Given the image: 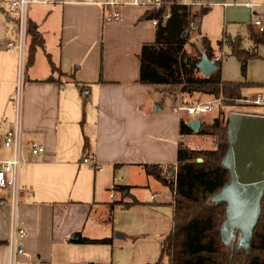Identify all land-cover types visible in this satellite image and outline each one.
Wrapping results in <instances>:
<instances>
[{
	"label": "crops",
	"instance_id": "1",
	"mask_svg": "<svg viewBox=\"0 0 264 264\" xmlns=\"http://www.w3.org/2000/svg\"><path fill=\"white\" fill-rule=\"evenodd\" d=\"M103 1L30 4L25 61L20 68L14 45L16 12L10 0H0V160L12 155L3 138L19 120L16 221L26 231L17 238L16 251L10 257V191L0 188V264L157 261L162 240L172 228V193L151 189L160 181L145 172L144 164L175 167L180 143L206 148L199 143L186 145L179 123L182 118H192L171 111L169 105L164 109L169 96L163 95L160 87L138 81L139 59L133 52H139L143 42L152 41L155 31L150 19L143 18L146 8L125 5L119 21L105 23L102 16L109 7ZM191 1L199 15L198 35L209 39L216 54L223 44L218 46L220 37L212 39L217 35L209 32L212 25L206 20L213 4ZM218 3L223 7L219 26L224 19L231 21L240 9L251 10V19L254 13L264 14V10L255 9L259 1L245 2L250 9L232 2ZM261 4L264 6V0ZM245 24L248 28L251 22ZM29 26L43 38V46L34 50L30 60ZM221 34L220 39L224 34L241 37L224 28ZM8 42L13 45L7 49ZM108 42L121 44L109 58L98 51ZM181 95L169 98L172 102L182 100ZM31 141L43 145L44 150L33 153L28 146ZM83 157H94L100 169L84 163ZM133 199L137 203L123 205Z\"/></svg>",
	"mask_w": 264,
	"mask_h": 264
},
{
	"label": "trees",
	"instance_id": "2",
	"mask_svg": "<svg viewBox=\"0 0 264 264\" xmlns=\"http://www.w3.org/2000/svg\"><path fill=\"white\" fill-rule=\"evenodd\" d=\"M169 11V16L164 18L165 8H160L156 13L154 39L141 44L137 54L140 83L160 87L163 95L169 97L179 94L190 96L194 92L207 94L215 101L216 109L221 114L223 107H233L238 101L247 100L242 93L245 86L264 87V83L222 80V60L214 61L215 52L206 36L201 35L198 43H192L191 50L186 48L188 35L192 31L199 34V18L191 22L190 6L172 4ZM153 15L155 11L146 8L143 18L150 19ZM192 16L199 17L196 12ZM249 26V36L254 45L264 44V29L258 31L251 24ZM28 32L30 60L34 50L43 46V38L35 27L29 26ZM223 42L229 45L231 54L240 62L242 73L246 72L248 61L258 57L255 47L250 50L242 47L240 36L233 38L224 34L218 40V46L221 47ZM202 54L217 64V68L207 76L202 75L196 67ZM191 100L185 99L188 103L199 99ZM232 112L239 111L231 110L230 114ZM261 114L264 115V112ZM228 116H225L223 125L217 117L211 123L201 119L198 133L212 135L213 148H191L180 143L175 167L144 164L145 172L167 186L173 196L172 228L162 240L160 258L147 264H264V193L261 213L247 247L238 246L237 239H232L229 244L223 242L221 226L226 204L210 200L229 181V171L222 164L228 149ZM179 131L181 134L192 132L187 120H180ZM198 157L201 161L197 160ZM133 203L137 201L133 199L123 205Z\"/></svg>",
	"mask_w": 264,
	"mask_h": 264
},
{
	"label": "water",
	"instance_id": "3",
	"mask_svg": "<svg viewBox=\"0 0 264 264\" xmlns=\"http://www.w3.org/2000/svg\"><path fill=\"white\" fill-rule=\"evenodd\" d=\"M196 67L207 76L217 64L202 54ZM187 125L198 132L201 119L192 118ZM227 136L228 149L222 164L229 171V181L210 200L226 204L221 226L223 242L229 244L237 239L238 246L247 247L264 193V115L232 112L227 120Z\"/></svg>",
	"mask_w": 264,
	"mask_h": 264
},
{
	"label": "built area",
	"instance_id": "4",
	"mask_svg": "<svg viewBox=\"0 0 264 264\" xmlns=\"http://www.w3.org/2000/svg\"><path fill=\"white\" fill-rule=\"evenodd\" d=\"M53 0H10V4L12 9L16 12V26H17V40L14 43L15 47L18 50L19 55V67L21 68L24 65L25 61V41L27 37V11L28 6L32 3L37 2H50ZM104 5L109 7L103 13L102 20L105 23H112L119 21L122 17V8L125 5H134V6H143L147 9H153L155 11V15L150 17V22L156 26L157 17L156 13L160 10V8H165V12L163 13V17L166 18L170 14V5L172 4H186L192 5L196 4L191 0H104L102 2ZM194 22V21H193ZM251 25L258 31H262L264 29V14H256L254 13L252 16ZM12 43L8 42L5 44V48H11ZM223 51H219L214 55L215 60H222ZM255 103L260 102V96L257 95ZM215 107L214 100H197L196 102H186L183 100L173 101L170 105L171 111L175 113H185L189 115L191 118H201ZM3 143L5 146H9L12 149V155L7 160H0V188H9V204L11 209V220H10V232H9V252L10 257L14 255L17 247V238L23 237L26 233L25 229L17 224L16 221V213H17V202L20 188L18 187L17 175L18 170L21 164L20 158V124L19 120H16V124L13 129H9L5 132ZM30 150L33 153L42 152L44 150V146L38 144L35 141H31L28 143ZM82 161L84 163H89L96 166V162L94 157L88 158L83 157ZM98 169L100 167L96 166ZM117 178L113 179V183H116ZM154 194L151 195L153 197ZM110 197H113L112 192L110 193Z\"/></svg>",
	"mask_w": 264,
	"mask_h": 264
},
{
	"label": "rangeland",
	"instance_id": "5",
	"mask_svg": "<svg viewBox=\"0 0 264 264\" xmlns=\"http://www.w3.org/2000/svg\"><path fill=\"white\" fill-rule=\"evenodd\" d=\"M221 1H226V2H232L231 5L234 6H240L241 8H249L245 5V2H249V1H259L260 2V6L255 7V9L257 11H262L264 10V6H262L261 2L262 0H208V2H210L211 4H213L212 9H216L217 11V17L216 20L214 22V10L212 13H210V15H208V17H206V20H208V22H211L212 25V29H209V32H212V34L214 33L215 35H217L216 37H212V39H216V38H221L222 34V29L224 28L225 31H227L228 33H233V35H235L236 33H240L241 34V42H242V47L244 49H255L256 53L258 54V57L250 59L247 63V68H246V72L242 73L241 69H240V62L238 61V59L233 56L230 52V47L226 42H223V58L221 61V65H220V72H221V79L222 80H229V81H243V82H250L253 79H262L264 80V44H256L254 45V42L251 40L250 36H249V29L246 27L245 23L251 22V10H247V9H240L234 18H232L231 21H226V19H224V22L221 24V26H219V22L221 20H219V18L221 17V10H223V7L219 5L218 2ZM222 5V4H221ZM191 8V22L194 21L196 22L198 20V18H196L195 16H192L193 14H195V10L192 7V5H189ZM250 9V8H249ZM203 21H205V17H203ZM155 27V26H154ZM221 35V36H218ZM200 38V35H197L196 32L192 31L191 35H188V42L186 44V48L187 50H191V45H193L192 43L197 42ZM219 38V39H220ZM118 43H120V41H118ZM214 43H216V41H214ZM99 46V45H98ZM121 47V44H117V43H112V45L110 44V42L107 43L106 47L100 49L98 48V51L103 55L105 54V57L109 58L112 57V55H110L111 53H114V51H119ZM106 51V52H105ZM221 51V50H220ZM133 52V50H132ZM138 54V50L137 52H133V56ZM262 56L259 57V56ZM264 83V82H263ZM158 92V91H156ZM178 93V92H177ZM242 93L243 96L247 99L245 101H238L237 104H234L233 107H223L222 108V114L220 112H218V108L216 109V104L213 110H211L210 112H208L205 117H204V121L207 123L209 121L213 122V119L215 117L218 118V120L220 121V124L223 125L225 123V116H228L230 114L231 110H238L239 112H245V111H252V113H257V114H261L262 112H264V87H258L256 85H247L242 89ZM256 93H262L263 96L260 97V102L259 104H253V105H249L248 102L252 103V99L254 98L255 100V96ZM157 94V98H158V93ZM200 97L201 99H205V100H211L210 96H207L206 94L203 93H198V92H194L192 93L190 96L183 94L181 95V98L183 99H187V100H191V99H200L198 97ZM167 97L165 98V103H164V109H166V106L169 105L170 108V104L172 102V99ZM249 100V101H248ZM248 104V105H247ZM249 112H245V113H249ZM186 138H185V144L186 145H195L194 143L198 144L200 147H206V148H213V144L211 145L210 140L212 141V135L210 134H206V135H202L203 137H201L200 135H198L196 132L194 133H186L185 134ZM154 180V178H153ZM157 184V185H156ZM157 186V187H155ZM155 188H151L153 190L157 189L158 191H160L161 193L166 192L169 193V189L161 184L160 182H156L154 183ZM172 193V192H171ZM173 196L171 197V200L173 202ZM244 247V246H243ZM158 257V256H157Z\"/></svg>",
	"mask_w": 264,
	"mask_h": 264
}]
</instances>
